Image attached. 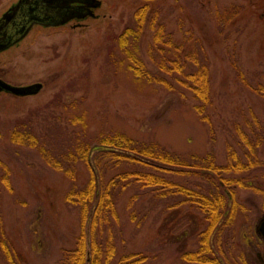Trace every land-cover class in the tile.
<instances>
[{"label":"rangeland","instance_id":"obj_1","mask_svg":"<svg viewBox=\"0 0 264 264\" xmlns=\"http://www.w3.org/2000/svg\"><path fill=\"white\" fill-rule=\"evenodd\" d=\"M16 1L0 0V16ZM99 1L97 19L80 26L34 27L20 43L0 54V79L15 86L42 85L30 97L0 93V163L10 181V190L0 185V219L8 245L21 264H56L63 250L74 247L79 224L76 211L64 204L70 181L48 167L34 149L10 143L15 120L37 112L39 129L57 122L69 130L85 127L94 136L121 133L180 156L211 152L219 165L226 163L227 145L240 153L236 127L249 132L256 122L264 125V99L244 85L237 73L251 86L264 81V0L147 3L148 15L133 50L149 71L156 70L160 59L173 62L172 49L152 42L162 25L175 48L202 52L211 97L203 116L196 113L190 91L178 82L182 76L166 78L171 90L135 78L129 70L131 63L113 44L145 3ZM226 8H234L237 14L222 28L217 13ZM156 11L158 18L150 29ZM73 117H80L81 124L72 126ZM258 158L259 168L243 174L255 189L235 190L241 210L229 236L222 238L224 264H264V237L259 231L264 222V143ZM76 168L75 183L83 186L88 178L86 166L79 163ZM165 177L182 186L195 184L192 178ZM142 193L128 209L129 198ZM149 198L147 192L130 186L119 199L116 252L110 264L131 254L136 259L144 257L142 264H196L185 263L180 256L195 249L194 237L205 227L202 216L186 206L164 210ZM131 211L137 215L134 222ZM143 216L137 229V220ZM0 264H5L1 256Z\"/></svg>","mask_w":264,"mask_h":264},{"label":"trees","instance_id":"obj_2","mask_svg":"<svg viewBox=\"0 0 264 264\" xmlns=\"http://www.w3.org/2000/svg\"><path fill=\"white\" fill-rule=\"evenodd\" d=\"M145 3L137 9L123 32L113 41L131 63L129 70L138 79L172 89L166 79L175 75L181 86L188 89L195 101V111L203 116L211 105L209 75L205 55L199 50L182 52V48L172 45L163 26L157 27L153 34V45H163L173 51V62H156L155 71L147 70L134 52L135 43L141 34L148 15L147 3L153 0H136ZM237 14L234 8H226L217 13L222 28ZM158 18L154 12L150 29ZM240 81L255 94L264 99V81L254 86L248 84L241 72ZM40 110V109H38ZM37 112L13 122L9 132L12 145L34 149L46 165L61 173L70 181L64 195V204L76 211L79 234L74 247L63 250L56 264H110L115 257L118 224L117 203L130 186L150 195L149 202L161 204L164 210L186 206L198 212L205 222L204 229L197 233L195 249L184 252L180 260L196 264H224L222 252L223 235L229 236L235 215L241 210L235 199L236 189H255L243 179V174L259 168L258 151L264 143V125L256 122L245 132L235 128L240 153L226 146V163L219 165L213 153L204 156H180L153 144L133 140L124 134L113 133L94 136L85 127L64 129L57 122L45 123L39 129ZM202 120H207L202 117ZM80 117H73L72 126L81 124ZM2 130L0 127V139ZM79 163L86 166L88 178L83 186L75 183L76 167ZM0 185L10 190L9 174L2 163ZM175 175L192 178L193 186H182L165 177ZM142 194L129 198L127 208L131 209ZM264 211V191L261 192ZM154 205V206H155ZM131 222L136 221L135 211L130 212ZM145 216L137 220L138 229ZM0 256L5 264H21L14 251L9 247L2 230L0 219ZM144 257L127 255L117 264H142Z\"/></svg>","mask_w":264,"mask_h":264},{"label":"water","instance_id":"obj_3","mask_svg":"<svg viewBox=\"0 0 264 264\" xmlns=\"http://www.w3.org/2000/svg\"><path fill=\"white\" fill-rule=\"evenodd\" d=\"M100 6L99 0H17L0 16V53L22 41L34 26L58 28L96 19ZM41 89L40 83L14 86L0 79V93L15 97L35 96ZM259 231L264 237V222Z\"/></svg>","mask_w":264,"mask_h":264},{"label":"flooded vegetation","instance_id":"obj_4","mask_svg":"<svg viewBox=\"0 0 264 264\" xmlns=\"http://www.w3.org/2000/svg\"><path fill=\"white\" fill-rule=\"evenodd\" d=\"M16 2H17V1H16ZM16 2H15V3H16ZM15 3H14V4H15ZM11 6H12V5H11ZM11 6H10V7H11ZM10 7H9V8H10ZM9 8H8V9H9ZM8 9H7V10H8ZM97 11H98V10L95 11V15H96V16H98V15H97ZM85 21H86V20H85ZM87 21H88V20H87ZM83 22H84V21H83ZM70 23H73L74 25H79V26L81 25V22H80V24H75V22H70ZM34 27H37V26H34ZM34 27H33V28H34ZM38 27H39V26H38ZM16 45H17V44H16ZM16 45H14V46H16ZM12 47H13V46H12Z\"/></svg>","mask_w":264,"mask_h":264}]
</instances>
